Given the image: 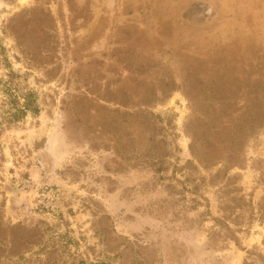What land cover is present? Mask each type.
<instances>
[{
  "label": "rangeland",
  "instance_id": "obj_1",
  "mask_svg": "<svg viewBox=\"0 0 264 264\" xmlns=\"http://www.w3.org/2000/svg\"><path fill=\"white\" fill-rule=\"evenodd\" d=\"M35 6L53 21L22 16L32 30L22 40L49 46L30 59L34 47L20 51L2 29ZM29 92L38 113L6 126L2 112ZM144 95L172 152L160 173L143 116L121 115ZM117 102L126 108L115 112ZM261 105L264 0H0V224L44 230L41 245L1 264H39L49 252L57 264H130L129 252L106 258L102 216L110 247L136 241L152 264H264V130L225 170L231 128ZM112 118L123 119L119 132L105 125ZM189 146L213 163L187 166ZM225 204L236 244L210 238L225 233L215 222Z\"/></svg>",
  "mask_w": 264,
  "mask_h": 264
},
{
  "label": "trees",
  "instance_id": "obj_2",
  "mask_svg": "<svg viewBox=\"0 0 264 264\" xmlns=\"http://www.w3.org/2000/svg\"><path fill=\"white\" fill-rule=\"evenodd\" d=\"M26 13L35 15L42 14L44 17V21L46 24H52V16L50 13H43L39 6H35L33 8H26L21 10L18 13L13 14L5 23L2 29L3 33L10 34L16 41L17 47L20 51H25V53H30V48H33V52L30 56V59H34L36 55L39 53H45L48 50V45L40 44V43H26L24 40L29 37L32 30H29L30 27L27 26V23L22 21V16ZM43 36H48V34L44 31L42 32ZM31 36L32 40H44L47 37L45 36ZM24 38V40H22ZM48 57H43L42 63H46ZM257 86V85H256ZM254 94V93H253ZM166 95V94H165ZM256 95V94H255ZM22 103L18 104V100L14 98L11 99V107L2 112L1 119L5 121L6 126H10L12 123L23 119L27 113H31L32 115H36L38 113V107L33 104V100L31 99L33 95L32 92H29L27 95H22ZM168 94L166 95V97ZM256 99H261L259 96H255ZM152 98L149 96H143L142 100H140V104L138 106H133L131 112L127 113V111H123L121 113L122 118L131 117V118H144V122L146 124V128L149 132V146L146 149V155L150 158V160L154 161L151 162L152 166H156L155 172L160 173L162 170H165V159L172 155V152L167 148V141L162 136L163 127L157 124V120L159 117L157 115L148 112L147 108L152 105ZM105 101H110L108 98ZM118 105V108H115V112H120V108H126L123 103L117 102L115 103ZM139 107V108H137ZM104 109H107L106 107ZM238 109L236 112H239ZM5 113V115L3 114ZM120 119V123L115 119L112 120L105 125L110 127L112 130H116L119 132L122 127L121 123L123 119ZM170 122V120H169ZM260 130H264V105L259 106L258 108H247L243 110L241 114V119H238L237 124L231 128L230 132V145H229V165L225 167V170L233 168L235 166H239V152L244 144L247 142L249 138L255 135ZM190 154L192 155V160L187 161V166L191 168H195L196 166L193 165V161H196L201 167L208 168L209 165L213 163L212 158L207 156H200L196 155L192 147L189 146ZM114 150L116 154L121 153V148L118 144L114 145ZM205 157V158H203ZM180 170L181 168H177ZM224 170V171H225ZM222 171V172H224ZM214 177V176H213ZM212 177V178H213ZM235 177H227V181L234 179ZM211 184L214 181L211 180ZM228 203V202H227ZM234 205L232 204H225L220 207L221 212H223V216L221 218H215V222L223 225L225 227V233L213 232L210 236L211 240H215L217 237H222V239L231 240L236 244L237 238L234 235V232L227 226V213L233 210ZM260 213L264 215V209L260 208ZM108 216H102L100 220L97 222V228H95V234L98 237V241L101 242L102 246L105 247L104 253L106 258L112 259L114 258H124V252H129L132 254L130 264H152V260H148L145 258L143 254L144 251L148 250V247L142 246L137 244L136 241L125 240L123 242V246L117 245L110 247L108 242V231H107V224L103 220L107 219ZM96 222V221H95ZM44 223V222H42ZM96 224V223H95ZM46 225V224H45ZM11 230V237H7V229ZM44 230L41 229L40 226L35 225L32 228H23L19 225H11V226H4L0 224V264L2 263V259L5 257H16L22 255L24 252L29 251V248L32 246H39L41 245L43 239ZM123 247V248H121ZM46 256L39 264H57V257L54 253L49 252L45 253ZM71 264H107L103 260H96L95 262H84L81 259V256L71 255ZM121 264H127L124 259L120 262Z\"/></svg>",
  "mask_w": 264,
  "mask_h": 264
},
{
  "label": "bare ground",
  "instance_id": "obj_3",
  "mask_svg": "<svg viewBox=\"0 0 264 264\" xmlns=\"http://www.w3.org/2000/svg\"><path fill=\"white\" fill-rule=\"evenodd\" d=\"M27 1V0H26Z\"/></svg>",
  "mask_w": 264,
  "mask_h": 264
}]
</instances>
